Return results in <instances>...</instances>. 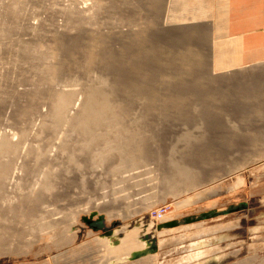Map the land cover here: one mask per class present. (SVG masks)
Here are the masks:
<instances>
[{
  "label": "rangeland",
  "instance_id": "obj_1",
  "mask_svg": "<svg viewBox=\"0 0 264 264\" xmlns=\"http://www.w3.org/2000/svg\"><path fill=\"white\" fill-rule=\"evenodd\" d=\"M170 22L0 0V264H264V76Z\"/></svg>",
  "mask_w": 264,
  "mask_h": 264
},
{
  "label": "crops",
  "instance_id": "obj_2",
  "mask_svg": "<svg viewBox=\"0 0 264 264\" xmlns=\"http://www.w3.org/2000/svg\"><path fill=\"white\" fill-rule=\"evenodd\" d=\"M155 10L156 21H203L212 47L210 56L228 59L222 73L243 69L264 76V0H155ZM221 43L227 48L216 49ZM261 217L264 212L261 213L260 207L249 209L247 218L253 222L252 233L259 230ZM90 223L94 230L105 226L101 220ZM122 239L113 250H120L133 241L130 234ZM200 257L197 258L201 260Z\"/></svg>",
  "mask_w": 264,
  "mask_h": 264
},
{
  "label": "bare ground",
  "instance_id": "obj_3",
  "mask_svg": "<svg viewBox=\"0 0 264 264\" xmlns=\"http://www.w3.org/2000/svg\"><path fill=\"white\" fill-rule=\"evenodd\" d=\"M87 2V1H86ZM86 5V4H85ZM68 6V5H67ZM68 8V7H67ZM87 8V7H86ZM83 13V12H82ZM170 22V21H169ZM174 22V21H173ZM179 22V21H178ZM166 23H168V22H166ZM171 24H172V22H170ZM175 23V22H174ZM186 24V23H185ZM189 24V23H188ZM166 26H167V24H165ZM101 29V28H100ZM60 99V101H61V99L62 100H68L69 99V97L68 98H65L64 99V97L63 98H61V97H59ZM59 101V102H60ZM66 102H68V101H65V102H62V104L64 105ZM61 103V102H60ZM67 104H69V103H67ZM66 106H68V105H66ZM59 107V106H58ZM61 107V106H60ZM59 107V108H60ZM62 112V111H61ZM60 114V113H59ZM65 116V115H64ZM40 122V121H39ZM37 126V125H36ZM37 128V127H36ZM29 137V136H28ZM240 155V154H239ZM49 161V160H48ZM52 162V161H51ZM184 166V165H183ZM145 169V168H144ZM135 170V169H134ZM14 172V171H13ZM15 173V172H14ZM13 173V174H14ZM128 173V172H127ZM135 174V173H134ZM142 175V174H141ZM124 177V176H123ZM128 177V176H127ZM141 177V176H140ZM148 177V176H147ZM13 178V177H12ZM22 178V177H21ZM137 178V177H136ZM23 179V178H22ZM126 179V178H125ZM129 179V178H128ZM3 181V180H2ZM12 181V180H11ZM7 182V181H6ZM153 183V182H152ZM30 184V183H29ZM41 184V183H40ZM43 184V183H42ZM146 184V183H145ZM157 184V183H156ZM24 185V184H23ZM136 185V184H135ZM158 185V184H157ZM3 186V185H2ZM21 186V185H20ZM26 186V185H25ZM35 186V185H34ZM16 187V186H15ZM27 187V186H26ZM7 188V187H6ZM23 190V189H22ZM27 190V189H26ZM40 190V189H39ZM21 191V190H20ZM24 191V190H23ZM22 192V191H21ZM140 192V191H139ZM18 193V192H17ZM29 193V192H28ZM146 193V192H145ZM148 193H149V191H148ZM16 195V194H15ZM150 195V194H149ZM137 196V195H136ZM144 196V195H143ZM146 196V195H145ZM17 198V197H16ZM120 199V198H119ZM144 199V198H143ZM117 200H118V198H117ZM139 200V199H138ZM111 201H113V200H111ZM48 209V208H47ZM46 211V210H45ZM42 219V218H41Z\"/></svg>",
  "mask_w": 264,
  "mask_h": 264
}]
</instances>
